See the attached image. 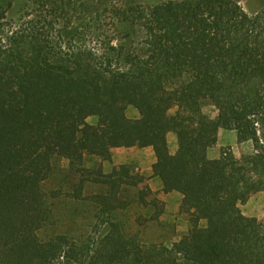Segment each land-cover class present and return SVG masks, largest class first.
<instances>
[{"label": "trees", "instance_id": "obj_1", "mask_svg": "<svg viewBox=\"0 0 264 264\" xmlns=\"http://www.w3.org/2000/svg\"><path fill=\"white\" fill-rule=\"evenodd\" d=\"M244 1L20 0L14 20L16 0H0V264H264V220L239 208L264 192V7L247 14ZM219 130L252 152L209 159ZM134 147L152 149L162 192L181 196L187 235L144 246L103 218L144 182L120 165L93 178L107 187L92 196L103 235L40 239L55 160L91 175L85 157Z\"/></svg>", "mask_w": 264, "mask_h": 264}, {"label": "rangeland", "instance_id": "obj_2", "mask_svg": "<svg viewBox=\"0 0 264 264\" xmlns=\"http://www.w3.org/2000/svg\"><path fill=\"white\" fill-rule=\"evenodd\" d=\"M127 1L131 5H153L167 0ZM19 5L20 0H16L15 8L12 10L9 19H17ZM241 6L247 14H253L264 7V0H246L242 2ZM14 20L11 22L14 23ZM127 109L132 110L133 108L128 107ZM174 112L175 110H172L170 114ZM203 113L209 118H215L217 114L210 105L204 106ZM127 117H130L128 112ZM96 122L97 118L95 117L87 119V123L90 125H96ZM224 134L221 142L226 145L225 147H230L229 144H232L233 148H230L236 157L252 152L251 143L237 145L232 138L233 133ZM98 166L101 167L103 173L102 162L98 158L85 157L82 169L91 173L88 175L71 170L68 162L64 159L53 162L52 173L42 185L52 208V219L49 226L39 233L40 239L48 240L51 237L65 235L69 241L83 244L97 240L107 231V227H100L98 207L92 201L93 195L107 192L105 185L93 183ZM128 166L132 170L131 174L140 176L136 171V165L129 164ZM122 188L118 199L125 206L123 205L122 209L112 213V215H105L107 217L104 216L103 218L118 222L125 237L136 240L144 246H170L189 233L188 216L176 209V202L162 203L156 198V195H147L144 185L137 188ZM141 192H144L145 195ZM239 208L244 216L263 221L264 192L253 195ZM204 225V222L200 223V226Z\"/></svg>", "mask_w": 264, "mask_h": 264}, {"label": "crops", "instance_id": "obj_3", "mask_svg": "<svg viewBox=\"0 0 264 264\" xmlns=\"http://www.w3.org/2000/svg\"><path fill=\"white\" fill-rule=\"evenodd\" d=\"M130 114L129 119H137L138 113L133 108L132 110H126ZM231 132L232 138L234 142L236 141V134L233 131H225L219 130L217 137V144L215 147L209 149L207 151V156L209 159H218L220 155V150L222 147H225L221 141L222 137L225 135L224 133ZM167 142L169 151L171 154H174L177 150V142L176 137L173 133H169L167 135ZM239 145V144H237ZM242 145V144H241ZM231 148H233L232 144H229ZM155 163V156L151 148H142V147H134V148H116L111 151V159L110 161L102 162L103 174L107 175L111 173V171L120 166V165H136V171L140 174L141 177L144 178V185L146 191L156 195V198L160 200L164 204L175 203L176 209L180 207L181 196L177 193H169L164 194L162 192V183L161 181L153 177L152 166Z\"/></svg>", "mask_w": 264, "mask_h": 264}]
</instances>
